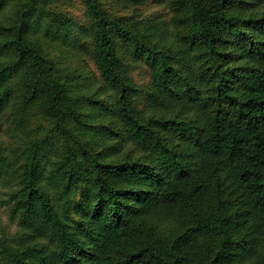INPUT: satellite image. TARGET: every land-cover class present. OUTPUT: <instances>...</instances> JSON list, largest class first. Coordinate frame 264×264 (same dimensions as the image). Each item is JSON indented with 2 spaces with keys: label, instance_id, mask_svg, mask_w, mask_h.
<instances>
[{
  "label": "trees",
  "instance_id": "16d2710c",
  "mask_svg": "<svg viewBox=\"0 0 264 264\" xmlns=\"http://www.w3.org/2000/svg\"><path fill=\"white\" fill-rule=\"evenodd\" d=\"M84 2L88 26L55 0H0V112L72 141L60 164L46 139L24 152L14 264H264V0ZM67 48L78 65L52 54Z\"/></svg>",
  "mask_w": 264,
  "mask_h": 264
},
{
  "label": "rangeland",
  "instance_id": "374dc122",
  "mask_svg": "<svg viewBox=\"0 0 264 264\" xmlns=\"http://www.w3.org/2000/svg\"><path fill=\"white\" fill-rule=\"evenodd\" d=\"M55 2L58 9L64 11L68 18L84 26L90 24L87 20L84 0H55ZM146 10L149 11L147 14L151 17L159 16L165 21L171 16L167 4L159 5L151 1L150 6ZM124 13L126 14L128 11ZM75 48L81 53L80 45ZM77 49L69 50L67 48L68 52L64 49H53L52 54L55 57L61 56L60 62L65 67L72 64L74 67L78 65L80 60L77 56ZM127 63L131 75L140 85H146L150 78L148 67L144 63L132 60ZM91 91H94V86L91 87ZM87 93L90 96L91 92ZM15 115L9 110L0 112L1 141L6 146L10 156L9 172L0 184V264H14V255H10L9 251H15L30 243L31 230L24 225L21 213L15 211V204L22 197L21 190L23 191L22 188L27 173L28 159L26 160L27 155H24L27 146L30 147L32 140L37 138H39L38 140L46 139V144L48 145L46 149L49 150L54 147L51 157H54L56 163L60 164L67 155V147L72 143L67 134L58 130V128L54 129V123L44 119L39 112H36V115L30 121H27L25 130L15 123ZM66 128L68 129V126ZM48 177L49 174L47 180ZM61 187L58 183L49 184V188L46 191L52 195L55 202L59 201L62 204L60 199ZM38 242L44 243L42 240L32 241L33 244Z\"/></svg>",
  "mask_w": 264,
  "mask_h": 264
}]
</instances>
